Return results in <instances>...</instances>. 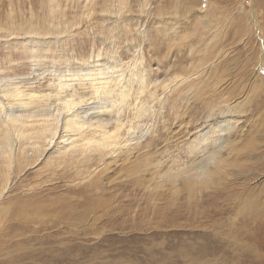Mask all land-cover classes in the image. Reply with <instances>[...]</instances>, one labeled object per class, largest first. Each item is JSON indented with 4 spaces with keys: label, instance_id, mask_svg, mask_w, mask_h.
<instances>
[{
    "label": "rangeland",
    "instance_id": "374dc122",
    "mask_svg": "<svg viewBox=\"0 0 264 264\" xmlns=\"http://www.w3.org/2000/svg\"><path fill=\"white\" fill-rule=\"evenodd\" d=\"M4 82L30 110L68 99L120 124L122 143L58 154L101 137L85 126L1 156L0 264H264V0H0ZM224 118L225 169L185 188Z\"/></svg>",
    "mask_w": 264,
    "mask_h": 264
},
{
    "label": "bare ground",
    "instance_id": "6f19581e",
    "mask_svg": "<svg viewBox=\"0 0 264 264\" xmlns=\"http://www.w3.org/2000/svg\"><path fill=\"white\" fill-rule=\"evenodd\" d=\"M2 85H0V157H9L16 148H21L18 143L21 137H29L30 140L35 138L38 141H42L45 143V145H43L44 147L49 146L52 142L55 144L57 139L62 137V135H60L62 131H70L74 135H76V133L84 135L85 126L92 128L93 133L99 134L101 137L87 140V143L82 142L83 138L77 137H68L65 140H60L59 142H63L64 146H62V150L60 149L58 151V154H65L69 151L75 154L76 152H80L81 154H76L73 161L84 162L95 158L92 154L93 150L99 151L100 154L102 152L103 157L105 155V149L110 147L114 148L122 143L119 140L118 134L121 125L117 124L113 130H107L106 124L109 123L107 122L108 120H105V117L102 118L101 116H97L98 114L96 115V112H88L90 111L88 108L87 110H83L84 115L70 113L69 116H67V114H64V110L70 109L73 102L68 99H62L61 103L52 109L30 110L27 108V102L24 100L32 99L35 96L33 92L20 89L17 85L10 88L4 87V85L7 86L5 82ZM7 98H12L17 100V102L9 106L3 101ZM212 105L211 103L209 106ZM217 110L225 114L231 112V109L223 107H219ZM217 123V125L214 126V128L217 127V130L215 131L216 133L212 135L213 137L210 140V144L207 140L210 131L206 130L201 136V144L198 143V145L194 146L195 150L190 151L192 155L200 153V158L189 162L180 170V174L183 175L184 187L187 189H190L192 185L199 181L204 183V180L206 181L212 175H215L218 170L225 169L220 159V152L226 145L225 136L228 134L229 121L224 118ZM90 142L94 146L93 150H86L80 147L86 146L90 144ZM202 142L204 143L202 144ZM33 146L37 153L39 152V147H42V145L38 143H33ZM180 174L178 175V172H169L166 173L165 176L167 180L176 182L182 179Z\"/></svg>",
    "mask_w": 264,
    "mask_h": 264
}]
</instances>
